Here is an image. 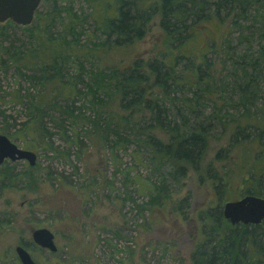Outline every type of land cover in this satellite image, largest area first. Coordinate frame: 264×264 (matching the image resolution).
Segmentation results:
<instances>
[{"label":"rangeland","instance_id":"rangeland-1","mask_svg":"<svg viewBox=\"0 0 264 264\" xmlns=\"http://www.w3.org/2000/svg\"><path fill=\"white\" fill-rule=\"evenodd\" d=\"M54 1L59 8H70L82 21L77 28L80 35H77L76 45H73V37L66 35L74 49L62 61L61 77L52 76L49 69L44 73L47 77L44 76V80L37 81L35 75L41 72L35 69L22 68L21 75L7 54L0 52V134L36 154L34 165H29L26 160H5L0 165V182L6 185L0 190V264H21L14 251L19 244L36 264H193L191 254L209 230V220L204 212L209 203L217 199L213 185H220L219 191L224 192L219 205L225 200L237 199L244 186L250 188L253 185L264 191V174L256 171L247 175L248 168L254 169L256 165L261 168L263 164L258 161L261 145L256 141L242 142V135L249 134L247 137L252 139L257 132L247 129L245 134L241 132L235 136L237 129L233 126L225 127L213 119L207 120L205 117L211 111L208 103L204 107L197 105L203 114L199 118L184 112L191 126L210 123L211 127L201 161L194 162L195 168L188 167L183 177L173 174L169 164H164L159 172L151 169L150 150L138 142L152 135L167 143L168 136L154 127L147 119L149 116L142 119V113H137L126 125L128 127L120 130L129 142L115 145L113 149L111 144L116 138L110 131H114L116 125L109 126L107 138H104L107 134L103 125L110 113L126 112L119 108L116 99L106 97L107 103L98 109L100 113L103 111L102 129L93 128L86 119H95L97 108L91 105L90 94L85 98L76 90L86 91L85 85L92 78L90 71L96 72V68L108 70L115 66L124 69L136 60L146 61L153 57L162 40L160 18L157 15L150 21L143 38L116 46L113 41L120 36L113 34L106 39L95 23L98 11L85 1ZM50 8V0H42L37 11L45 14ZM208 9L206 5L204 12L213 10ZM64 16L63 11L60 18ZM251 19L248 17L241 23L253 24L254 31L259 26ZM35 24L31 23L32 26ZM198 28L199 42L202 34L201 40L205 43L207 31L202 23ZM50 30L58 37L62 32L60 21L54 22ZM238 34L235 33L234 38ZM247 37H251V45L240 44L236 46V52L244 48L255 51L262 43L258 32ZM1 41L4 46L21 47L24 57L26 49L36 46L34 39L29 38V32L19 27L10 28L8 37ZM103 42L106 48L93 46V43ZM224 67L228 71L223 73L226 77H230L234 68L240 69L239 65L226 64ZM216 68L222 67L217 65ZM227 83L232 85L230 78ZM17 90L24 97H12ZM231 92L224 95L230 96ZM231 98L236 102L235 97ZM262 98L263 95L258 97L251 107L253 112H258ZM162 105L172 109L168 103ZM235 107L229 108L228 112L238 118ZM69 109L74 110L75 117ZM169 115L167 119L175 118ZM136 120L141 124L139 127H135ZM148 124L153 128L144 131ZM139 129L142 132L138 137ZM210 163L211 168L207 167ZM5 169L15 176H6ZM214 173L217 179H212ZM219 177L224 178L218 182ZM162 180L167 196L160 204L152 206L150 182L161 184ZM40 227L53 233L55 252L32 242V230ZM215 235L210 234L209 242L214 241Z\"/></svg>","mask_w":264,"mask_h":264},{"label":"trees","instance_id":"trees-1","mask_svg":"<svg viewBox=\"0 0 264 264\" xmlns=\"http://www.w3.org/2000/svg\"><path fill=\"white\" fill-rule=\"evenodd\" d=\"M83 1L93 7L94 11H98L95 17L97 29L101 28L108 38L111 34L120 36L113 41V45L116 46L131 42L133 39L129 36L130 32L144 33L145 28H148V24L155 16L158 15L160 18L162 40L156 46L158 51L153 57L146 61L136 60L124 69L115 66L108 67V70L96 68V72L90 71L92 78L85 85L86 91L81 93L76 90L77 94H82L85 98L90 94L91 105L97 108L96 118L86 119L93 128L102 129L103 111L100 113L99 110L107 103L106 97L116 99L119 108L126 112L115 115L110 113L106 117V124L103 125V130L107 134L104 138L108 136L109 126L112 123L116 125V129L110 131L115 133L116 138L111 144L113 149L115 145L129 142L120 130L127 128L126 125L134 120L137 113H142V119L149 116L147 119L154 123V127L165 131L168 136L167 143H163L152 135H147L138 142L150 150L151 169L159 172L164 164H169L173 167V174L183 177L188 167L195 168L194 162L201 161L202 154L208 146V132L211 127L210 123L205 125L194 123L191 126L185 113L199 118L203 114L197 105L204 107L208 103L211 104V111L205 117L207 120L213 119L225 127L233 126L237 129L235 136L241 132L244 133L247 129L257 132L252 139L247 137L249 134L242 135L244 137L242 142L251 144L256 141L261 145L258 161L263 164L261 168H257V165L254 169L248 168L247 175L249 177L256 171L258 174H264V92H261L264 88V0ZM50 2V11L45 14L35 12L32 21L36 23L34 26L33 24L19 26L10 20L0 23L1 40L8 37L10 28L18 27L28 31L29 38L34 39L36 46L26 49L25 57L21 47L4 46L1 40L0 52L7 54L19 74L22 68L41 72L40 75L33 74L38 78L34 76L37 81L45 79L44 73L48 69L52 70V76L61 77L62 61L70 56V51L74 49L73 45L77 44V35H80L77 28L82 24L79 16L70 8H59L54 0ZM206 5L209 7L208 10L211 8L213 10L205 13ZM253 7L255 10L252 11ZM63 11L65 16L60 18ZM250 11H252L251 14ZM248 17H252L251 20L259 26L254 31L251 28L253 24L241 23ZM56 21L62 24V32L57 35L58 37L50 30ZM201 23L207 31L205 43L201 40L202 34L200 42L198 38V31H200L198 27ZM243 29L244 32H241ZM255 32H258L262 39V43L256 50L244 48L236 52V46L240 44L251 45L249 39L251 37L247 36ZM235 33H239L236 38L233 36ZM67 34L73 37V45L71 40L66 39ZM105 42L93 43V46L96 49L106 48ZM199 44L200 46L197 47ZM84 56L87 57V55ZM226 64L239 65L240 69L234 68V71L229 73L230 77H226L223 75L225 71L228 72L224 67ZM217 65H221L222 68H216ZM237 71H239L238 74ZM229 78L232 85L227 83ZM72 86L75 87V83ZM230 90H232L231 95L225 96L224 93ZM261 95L263 98L259 103L260 108L258 112H253L251 107ZM214 96L220 101L213 98ZM232 96L236 98V102H233ZM12 97L19 99L24 96L17 90ZM166 103L172 106V111L165 108V105L160 106ZM234 107L239 113L238 118L228 112L229 108ZM69 113L75 117L74 110L69 109ZM169 114L175 118L167 119ZM140 125V122L136 120L135 127ZM148 125L145 126L144 131L153 128L151 124ZM140 132H142L141 129L138 130V137ZM211 165L210 163L207 167L211 168ZM5 175L13 176L14 174L7 171ZM216 176L217 174L214 173L211 177L215 179ZM223 178L219 177L218 182ZM245 182L247 183V180ZM5 186L0 182V190ZM252 186L250 188L244 186L239 195L249 191L264 197V191ZM150 187L151 205L160 204L161 199L167 196L164 195L165 181L162 180L161 184L150 182ZM219 187L218 184L213 185L217 195L215 202L219 201L220 196H223L221 193H224L219 191ZM212 202L204 212L205 218L209 220V225L205 222L209 230L205 233L206 237L195 246L191 254L192 263L264 264V221L258 225L232 226L221 218L220 209L212 208L215 203ZM221 229L222 231H219ZM214 233L216 234L214 241L209 242L208 239L212 238L210 234Z\"/></svg>","mask_w":264,"mask_h":264},{"label":"water","instance_id":"water-1","mask_svg":"<svg viewBox=\"0 0 264 264\" xmlns=\"http://www.w3.org/2000/svg\"><path fill=\"white\" fill-rule=\"evenodd\" d=\"M41 0H0V23L10 20L19 26L30 25L34 19ZM11 162L26 160L29 165H34L36 154L33 151L23 149L11 142L10 139L0 134V165L5 161ZM223 217L230 224H258L264 219V198L252 194H246L237 200L227 201L222 207ZM32 242L46 250L55 252L53 233L45 227L33 229ZM21 264H36L30 253L21 245L14 249Z\"/></svg>","mask_w":264,"mask_h":264},{"label":"flooded vegetation","instance_id":"flooded-vegetation-1","mask_svg":"<svg viewBox=\"0 0 264 264\" xmlns=\"http://www.w3.org/2000/svg\"><path fill=\"white\" fill-rule=\"evenodd\" d=\"M142 29V28H141ZM143 30V29H142ZM105 34V33H104ZM128 34V33H127ZM111 35H113V34H111ZM110 35V36H111ZM145 35V33H141V34H138V33H134L133 31L132 32H130L129 33V36L132 38V39H139V38H142L143 36ZM106 36V35H105ZM110 36H109V38H110ZM105 38H108L107 36L105 37ZM253 187V186H252ZM243 190V189H242ZM240 194V193H239ZM246 194H252V195H254L252 192H249V191H246V193H244L243 192V194L242 195H240L237 199H240L241 197H243V196H245ZM255 196H257V195H255ZM259 197H262V196H259ZM262 198H264V197H262ZM237 199H234V200H237ZM227 201H232V200H225L222 204H218V201L217 202H215V201H213L212 203H214V206L212 207L213 209H220V211H221V215H222V219L223 220H225V221H227L228 223H229V221L228 220H226L224 217H223V214H222V207H223V204L225 203V202H227ZM264 221V219L260 222V223H262ZM260 223H258V224H260ZM230 224V223H229ZM258 224H251V223H248V224H243V223H237V224H230V225H232V226H240V225H258Z\"/></svg>","mask_w":264,"mask_h":264}]
</instances>
